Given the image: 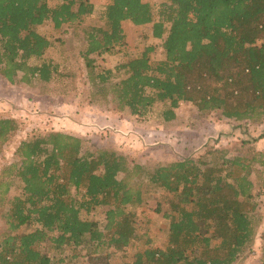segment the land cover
Here are the masks:
<instances>
[{"label":"trees","instance_id":"1","mask_svg":"<svg viewBox=\"0 0 264 264\" xmlns=\"http://www.w3.org/2000/svg\"><path fill=\"white\" fill-rule=\"evenodd\" d=\"M50 1L0 0V78L9 86L17 78L29 86L49 83L57 74L52 62L31 64L53 45L36 31L50 22L55 32L79 29L94 106L146 121L157 108L164 123L189 103L241 128L264 119V0H161L158 20L144 0H112L91 23H85L94 13L89 0ZM125 22L152 25L164 60L152 62L155 47L147 46L97 72L95 55L125 46ZM16 130L14 118L0 119V147ZM15 154L18 161L0 173V206L7 207L0 264H56L50 252L65 250L73 255L58 264H80L83 255L86 264H111L112 249L126 256L129 248L135 254L123 264H235L254 242L250 176L253 164L264 166L263 151L252 158L211 152L209 161L186 158L150 170L113 151L83 153L82 139L51 132L20 142ZM139 178L173 194L166 248H154L149 231L137 232L136 209L144 204ZM98 208H106L103 228L88 217Z\"/></svg>","mask_w":264,"mask_h":264},{"label":"rangeland","instance_id":"2","mask_svg":"<svg viewBox=\"0 0 264 264\" xmlns=\"http://www.w3.org/2000/svg\"><path fill=\"white\" fill-rule=\"evenodd\" d=\"M94 13L85 23L95 20L100 8L112 0H89ZM156 9L159 18L161 0H144ZM51 5L58 4L51 0ZM75 28L63 27L55 32L50 22L37 27L36 31L53 39V45L44 54L42 60H32L31 64L41 61L52 62L58 68L49 83L40 81L24 85L17 83L9 86L0 78V119L12 117L17 122V130L8 143L0 147V173L5 165L18 161L15 154L20 142L51 132H62L82 139L83 153L109 150L131 158L153 170L163 164H170L194 158L196 161H209L216 157H249L264 153V119L246 129L238 123L222 119L219 113L201 114L193 105L182 104L177 111V119L164 123L156 116L157 108L148 120L139 119L129 113L117 114L106 109L107 106H94L90 103L91 93L96 92L89 84L88 69L81 57L83 39L76 34ZM126 44L115 55H95L97 72H103L136 58L147 46H154L152 62L164 60L162 40L152 38V25L136 27L131 22L124 23ZM20 77V76H19ZM162 112V106L158 107ZM243 126V125H242ZM143 184L144 204L136 209L137 232L152 235L154 248H166L170 220L165 217L169 210L173 194L149 185L147 180L139 178ZM250 180L254 184L253 202L257 205L256 236L253 244L235 264H263L264 249V166L252 165ZM19 194L13 190L12 196ZM135 209V208H133ZM7 207L0 206V228L5 229L3 213ZM106 208H98L88 217L99 221L100 228L105 226ZM23 227L21 232H28ZM42 250H46L45 245ZM111 264H123L126 258L135 254V248L117 252ZM72 256L71 250L55 254L51 258L59 259ZM125 257V259H124ZM69 261V260H68ZM80 264H86L83 255Z\"/></svg>","mask_w":264,"mask_h":264}]
</instances>
